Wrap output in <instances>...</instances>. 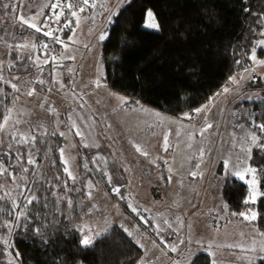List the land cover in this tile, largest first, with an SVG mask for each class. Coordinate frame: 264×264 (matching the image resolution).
<instances>
[{
	"label": "rangeland",
	"instance_id": "rangeland-1",
	"mask_svg": "<svg viewBox=\"0 0 264 264\" xmlns=\"http://www.w3.org/2000/svg\"><path fill=\"white\" fill-rule=\"evenodd\" d=\"M54 2L55 0H0V72L5 80H11L20 89L16 93L10 88L9 101L3 103L12 109V118L8 131L0 132V162L7 169V172L0 175V186L3 189L0 195L9 193L11 197H17L19 190L16 184L23 182L19 179L13 182L8 173H20L17 154L24 153L26 148L31 147L36 166L24 163V167L29 169L26 174L29 187L38 191L36 179H41L47 169V176H60L62 183H70L71 187L67 192L76 189L83 192L80 205L86 213L76 227L83 236L92 235L94 242L107 232L105 229L123 225V229L127 228L133 233L139 246L143 245L141 248L144 258H157L148 264H173L174 260H180L181 264H191L200 253L208 254L206 247L201 248L196 243L185 251L188 236H191L193 242L202 241L205 246L210 243V251L215 253L217 264H246L244 259H238L243 255L241 249L228 246L247 247L253 240L259 246L264 242V237L258 235L261 231L257 226L233 215L223 200L222 189L226 180L235 177L225 173L222 158L231 151L232 162L236 161L235 151L230 145L233 134L238 142L242 129L240 126L234 127V115L238 105L249 100L248 96L264 97V66L254 65L250 59L249 66L245 68L254 67L255 71L245 72V68L238 71L234 76L239 80V85L229 84L230 92L213 97L211 103L209 101L206 104L209 105L207 110L186 113L192 119H188L185 114L180 117L171 116L147 105L131 107L126 96L114 93L106 86L96 87L93 83L100 78L102 85H105L104 66L100 56L108 30L114 23V17L112 23L107 22V17L118 4L120 10L126 0H96L98 5L106 4L108 11L100 7H89L88 14L85 11L78 14V25L75 19L70 28L54 31L51 37L55 39L60 35L59 39L62 41H56L62 47L59 56L58 51L54 50L57 58L55 61L51 59L52 49L47 47L50 49L48 54L41 46L47 37L37 35L36 38L38 32L19 22V15L29 19L35 16L36 20L33 22L43 26L45 20L52 16L50 3ZM4 4L8 7H2ZM15 15L18 17L16 21ZM51 21L48 20V24L53 29H59L64 20L61 17L60 22L55 24ZM48 30L42 28L41 32ZM104 32H107L106 38L99 40V35ZM67 33H71L68 38ZM33 44L35 48L32 47ZM9 45L12 47L9 48ZM24 45L27 47H23ZM15 47L20 50L19 58L12 56ZM29 53L33 60L39 57L36 61L39 67L33 66L28 60L27 66L20 61L22 70L11 74L8 66ZM255 55L258 60H264V47H258ZM45 60L47 63H44ZM14 77L19 79H13ZM40 80L45 83H39ZM3 84L2 90L5 86ZM33 88L34 94L28 96L27 92ZM13 95L18 97L15 102ZM117 96L124 97L127 103L122 104ZM3 104L1 108L4 109ZM41 104L43 107H40ZM50 108L55 109L57 115L51 114L48 111ZM154 113H159L165 119L161 121ZM17 119L20 123L13 129V122ZM205 121L211 123L212 127L201 136L200 130L205 126ZM37 123L45 126L47 134L65 133L64 136L60 135L64 138L60 147L64 149L63 159L60 149L57 155L52 154L50 145L43 152L44 156L41 155L46 143L39 142L43 132L38 127L31 129L32 134L37 137L34 145L16 142L21 134L29 133L30 124ZM244 128L248 127L244 125ZM17 129L16 140H13L9 133ZM77 130L82 135H77ZM193 133L194 138L190 140L189 136ZM166 134L167 150L164 147ZM9 143L12 144L11 155ZM133 143L140 145L148 155L137 152ZM189 144L191 147H188ZM201 147L204 149L202 162L199 156ZM64 159L68 160L67 165L64 164ZM197 163L199 169L195 167ZM98 164L111 176V183L97 167ZM65 167L76 177L75 182L64 171ZM192 171L202 172L203 175L193 177L190 175ZM258 178L259 191L264 193L259 174ZM60 184H54V188L59 190ZM113 186L119 187V195L112 190ZM3 203L6 205L8 201ZM223 205H227L226 210ZM132 207L137 208L140 215L133 212ZM141 216L148 221L147 224ZM0 219L7 218L0 213ZM165 219L171 224L170 228L165 224ZM158 226L163 231H158ZM96 233L100 234L97 236ZM181 239L185 240V244H180L178 251L172 252L170 245L177 244ZM6 250L9 251L7 248ZM260 261L263 260L257 258L256 264Z\"/></svg>",
	"mask_w": 264,
	"mask_h": 264
},
{
	"label": "trees",
	"instance_id": "trees-1",
	"mask_svg": "<svg viewBox=\"0 0 264 264\" xmlns=\"http://www.w3.org/2000/svg\"><path fill=\"white\" fill-rule=\"evenodd\" d=\"M89 9L85 10L86 14ZM149 10L155 15L159 30L145 28ZM261 19H264V0H126L114 17L102 47L104 84L114 93L126 96L131 107L147 105L179 117L194 112L222 92L230 84V77L249 66L254 42L263 38L257 35L264 27L258 22ZM38 33L36 38L43 35ZM61 47L55 41L57 56ZM15 48L12 56L19 58L20 50ZM20 61L27 66V55L8 66L11 74L22 70ZM10 88L9 85L3 88L0 115L4 112L1 104L9 101ZM249 117L257 124L264 123V102L240 103L234 115V127H249ZM63 141L60 135L43 134L39 142L46 144L41 155L44 156L47 145L57 155ZM251 155L252 167L264 166V152L254 148ZM47 175L45 169L43 177L36 179L38 191L31 189L39 202L34 200L25 209L33 224L40 226L41 234L32 231V224L26 231L13 232L12 242L20 253L17 264H139L142 261L143 249L118 225L109 228L92 245L82 246L83 234L76 225L86 213L80 205L83 192L79 189L67 192L71 187L68 181L65 187L60 176ZM164 176L167 177L165 173ZM259 177L264 192V175ZM57 183H61L59 190L54 188ZM248 195V186L235 178L226 180L222 189V198L230 212L244 221L239 213L256 212L257 220L246 223L264 232V195L255 204H244ZM69 199L71 206L67 203ZM0 250V264H8L9 251L1 244ZM12 254L15 256V251ZM191 264H211V258L200 253ZM258 264H264V260Z\"/></svg>",
	"mask_w": 264,
	"mask_h": 264
},
{
	"label": "snow or ice",
	"instance_id": "snow-or-ice-1",
	"mask_svg": "<svg viewBox=\"0 0 264 264\" xmlns=\"http://www.w3.org/2000/svg\"><path fill=\"white\" fill-rule=\"evenodd\" d=\"M2 7L7 8L8 5L4 4L2 5ZM103 8L104 11H108V8L106 7V4H97L96 0H55L54 3H50V9L53 13L52 16L48 17L43 26H38V24L36 22H33L36 20V17L33 16L30 19L29 18H25L23 15H19V22L22 25H27L29 28L34 29L36 32H41L42 28H48V31H43V35L45 37H51L53 35L54 31H62L64 28H70L71 24L73 23L72 20L68 19V16L65 13V8L68 9L70 16L71 17H75L76 18V24H79V17L77 14V9L79 12H84L86 10V8ZM57 9H59V11H56ZM119 14V4L117 5V7L115 8V10H112L110 12V15L107 17V22L108 23H112L113 22V17L117 16ZM147 16V20L145 23V27L151 28V29H156L159 30V23L156 21L155 15L149 10L146 13ZM61 17H64L65 20L67 21V23H64L62 25L61 28L59 29H53L51 27L50 24H48V20H53L54 18V22L59 23L61 20ZM94 19V17H93ZM262 26H264V19H261L260 21H258ZM258 36L264 37V27H262V30L257 33ZM107 36V32L101 33L98 37L99 40H104ZM57 42H61L59 39V36L55 37ZM67 47V45H65ZM12 46L9 45V48H11ZM17 47H21V46H17ZM23 47H27V45H24ZM33 48H35V44L32 45ZM44 48H47V45L43 46ZM258 47H264V39H259L257 41L254 42V46L251 49V56L249 57V59H251L254 63V65H259V66H264V60H258L256 58L255 52L257 50ZM70 58H74V57H70ZM51 59L53 61H55L57 58L55 56H52ZM27 60L36 67H39V64L36 63V61L39 60V57H36L35 60H33L32 55L29 53L27 56ZM44 63H47V60L44 61ZM236 63H240V61H236ZM13 65H9V67H11ZM0 67H2V65H0ZM245 72L248 71H255V68H245L244 69ZM103 73L102 70L100 72V76L102 77ZM13 79H19V77H14ZM240 79H243V74H241ZM0 83H7L10 85V87L14 90V92L18 93L20 91L18 85L16 83H13L11 80H5V77L3 76L2 72H0ZM39 83L43 84L45 83V81L40 80ZM96 87H102L105 85H102L101 83V79L98 78L96 81L93 82ZM230 84L232 85H239V80H237L236 76H232L230 77ZM49 91H51V89H49ZM35 92V89H30L27 92L28 96H32ZM230 92V87L229 86H224L222 89V93H217V95L220 94H227ZM5 94L3 93V90L0 89V97H4ZM18 99V97H16L15 95H13V102H15V100ZM117 99L122 103V104H126L127 101L124 97H120L117 96ZM247 99L249 100H260L261 102H264V97H252V96H248ZM211 103V101H210ZM4 107V112L2 115H0V132H7L8 131V126H9V122L11 121L12 118V109L9 108L7 105H3ZM40 107H43V104L40 105ZM209 108V105H205L202 109H197L195 110L197 113L207 110ZM51 114L57 115L55 113V109L50 108L48 110ZM147 111V110H145ZM155 116H157L158 118L161 119V121H163L165 118L160 117L159 113H154ZM187 116L188 119H192L191 116H189L188 114H185ZM249 119L251 120V124L248 128H244V125H240L241 129H242V135L238 138V142H237V138L235 137V134H233V141L230 145V148L232 150L235 151L236 154V161L235 163L232 162V155L233 152H229V154L225 157H223V165H224V171L227 175L230 176H234L235 178L239 179L240 181H243L249 189V195L248 198L243 202L244 204H255L256 200L258 197L264 195V193H261L259 191V178H258V173L260 175H264V166L260 167L259 169L252 167L249 163V161L252 159V149L255 147L256 149H258L260 152H264V143H261L262 138H264V123H259L257 124L256 121L254 119H252L251 117H249ZM20 120L17 119L15 122H13V129H15V125L19 124ZM27 123V122H26ZM30 131L27 135L21 134L20 139L16 140V132L18 131H12L9 134L12 135L13 140H16V142L18 144H24V145H34L36 142L37 137L32 134L31 129L33 128H40L43 132V134L47 135V129L45 128V126L42 123H37V124H30ZM73 127H75V124H73ZM212 124L208 123L207 121H205V126L200 130V135L203 136L205 134V132L207 131L208 128H211ZM259 133V134H258ZM56 134V133H53ZM61 136H64L65 133L60 132L59 133ZM77 135H82V133L77 130L76 132ZM194 133L190 134L189 139H193L194 138ZM87 147V145H85ZM133 146L135 147L136 151L139 152L141 155L147 156L148 153L146 151H143L140 145H137L135 143H133ZM164 147L165 150H167L168 148V135L166 134L164 136ZM188 147H191V144L188 145ZM11 148H12V144L9 143L8 144V149H9V155H11ZM60 153H61V158L63 159L64 157V149L61 148L60 149ZM199 156H200V160L202 162L203 160V156H204V149L203 147L200 148L199 150ZM23 161V162H21ZM17 162L20 165L21 171L20 173L13 175L12 173H8L10 179L13 182H16L17 179H19L20 181H22L23 183H17L16 184V188L19 190L17 193V197L13 198L11 197V195L9 193H5L3 195H0V213H2L5 217H8L7 219H0V244H2L5 248L9 249V260H8V264H17V261L19 260L20 257V253L18 250H15L14 248V244L11 240V236L13 234V232L15 230H28V225L32 224V231L36 234H41V228L40 226H38L37 224H33L32 219L28 216L27 212L25 211V209L31 205L33 203V201H37V203L39 202L38 198L36 197L35 193L31 191V188L29 187V182L27 180V173L29 172V169L27 167H24V163L28 164V165H32V166H36V160L35 157L32 154V150L31 147L26 148V151L24 153H18L17 154ZM64 164L67 165L68 164V160L64 159ZM97 167L101 170V172L105 175L107 181L109 183H111V176L108 175L107 171L104 168H101V166L98 164ZM195 167L197 169H199V163H197L195 165ZM64 171L68 174V176L73 180V182H75L76 177L73 176L72 172L69 170L68 167L64 168ZM5 172H7L6 168H3V164L2 162H0V175H3ZM191 176L196 177L197 175L202 176L203 173L202 172H198V171H192L190 173ZM246 177H248L246 179ZM170 179V177H169ZM67 186V182L65 181V187ZM2 186H0V191H2ZM114 192H116L119 195L120 189L119 187L113 186L112 189ZM28 192L29 194H25V192ZM22 198V199H21ZM89 198H91V193H89ZM59 199V197L57 198ZM4 201H8V204L5 205L3 202ZM68 205L71 206V200L69 199L67 201ZM131 207V205H129ZM93 207H95V205H93ZM222 207L225 208V210L227 209V205H223ZM132 211L136 212L137 215H140L139 211L137 208L132 207ZM233 215H236V213H233ZM239 215L241 217H243L245 220L248 221H255L257 220V213L251 210H248L246 212H241L239 213ZM141 219L144 220V223H148V221L146 219H144V217L141 216ZM179 219V218H177ZM217 219H219V217L217 216ZM165 224H168V227H171V224L168 223L167 219H165ZM180 223L182 224V221H180ZM121 227L123 228V225H121ZM104 231H107L106 229ZM124 231L129 235L132 236L133 233L128 231L127 228H124ZM158 231H163V229H159L158 226ZM89 233H91V229H89ZM100 233H96V235L98 236ZM243 235V234H241ZM258 235L261 237H264V232H258ZM94 242V238L92 235L90 234H85L80 243L82 246H90L92 245ZM137 243H139V241L137 240ZM193 243H196L197 245H199L201 248H205L208 251V254L210 257H212L211 259V264H217L216 259H215V253L211 252L210 249L212 248V245L209 243L206 246L204 245V243L200 240H197L195 242H193L191 236L187 237V244H185V240L181 239L179 240V242L177 244H173L170 245V250L172 252H177L179 249V245L180 244H185V251L190 250L191 245ZM141 247H143V245H141ZM228 247H237L241 249V252L243 253V255L241 257H238V259H244L246 264H256L257 258L259 260H264V242H261L259 244V246H257V243L255 240H253L252 244H250L247 247H244L243 245H229ZM2 251V250H0ZM13 251H15V256L12 255ZM181 255H183V253H181ZM173 264H181L180 260H174Z\"/></svg>",
	"mask_w": 264,
	"mask_h": 264
},
{
	"label": "built area",
	"instance_id": "built-area-1",
	"mask_svg": "<svg viewBox=\"0 0 264 264\" xmlns=\"http://www.w3.org/2000/svg\"><path fill=\"white\" fill-rule=\"evenodd\" d=\"M57 10H59V9H57ZM57 10H56V11H57ZM65 13H66V15L68 16V19H70V20H72V21L75 19V17H71V16H70V13H69V11H68L67 8H65ZM80 13H81V12H79L78 9H77V14H80ZM63 20H64L63 23L60 25L61 27H62V25H63L64 23H67V21L65 20L64 17H63ZM55 32H56V31H55ZM59 37H60V35H59ZM55 41H56V40H55L54 38H52V39H49V38H48V39L44 40V41L41 43L42 48L45 49V50L48 52V54H50V49H48V48H44L43 46H44V45H47V47H49V48L52 49L51 52H52V55H53V56H55V51H54V50H55V49H54Z\"/></svg>",
	"mask_w": 264,
	"mask_h": 264
},
{
	"label": "crops",
	"instance_id": "crops-1",
	"mask_svg": "<svg viewBox=\"0 0 264 264\" xmlns=\"http://www.w3.org/2000/svg\"><path fill=\"white\" fill-rule=\"evenodd\" d=\"M74 32V31H73ZM72 32V33H73ZM144 258V257H143ZM151 260H154V261H156L157 260V258H154V259H148V258H144V259H142V261L140 262V264H148L149 263V261H151Z\"/></svg>",
	"mask_w": 264,
	"mask_h": 264
}]
</instances>
